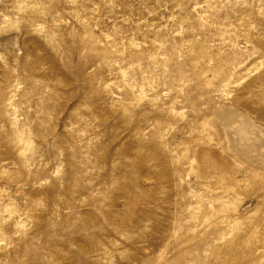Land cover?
<instances>
[{"label": "rangeland", "instance_id": "1", "mask_svg": "<svg viewBox=\"0 0 264 264\" xmlns=\"http://www.w3.org/2000/svg\"><path fill=\"white\" fill-rule=\"evenodd\" d=\"M0 264H264V0H0Z\"/></svg>", "mask_w": 264, "mask_h": 264}]
</instances>
